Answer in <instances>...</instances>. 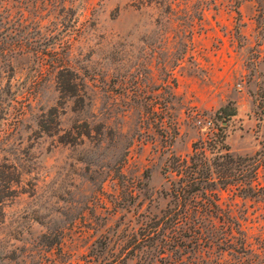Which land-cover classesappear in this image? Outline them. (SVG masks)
Instances as JSON below:
<instances>
[{
  "label": "rangeland",
  "instance_id": "1",
  "mask_svg": "<svg viewBox=\"0 0 264 264\" xmlns=\"http://www.w3.org/2000/svg\"><path fill=\"white\" fill-rule=\"evenodd\" d=\"M33 6L70 70L48 64L41 72L32 51L0 70L7 102L16 95L10 112H20L3 120L0 188L9 195L0 202V264H147L131 238L166 206L167 157L215 133L235 153L262 146L264 0ZM227 103L237 112L218 117ZM219 194L249 250H223L221 242L198 254L187 249L181 261L174 250L157 253L153 264H264V196Z\"/></svg>",
  "mask_w": 264,
  "mask_h": 264
},
{
  "label": "trees",
  "instance_id": "2",
  "mask_svg": "<svg viewBox=\"0 0 264 264\" xmlns=\"http://www.w3.org/2000/svg\"><path fill=\"white\" fill-rule=\"evenodd\" d=\"M33 7V0H0V70L10 65L9 57L23 51H32L38 57L41 72L48 64L61 73L70 70L63 52L58 50V43L50 44L49 35L41 33L42 19L33 15ZM9 90H0V143L7 130L3 120L20 113L10 112L8 105L16 100V95L7 102ZM66 90L63 85L61 91ZM257 100L264 115V86L259 88ZM236 112V106L227 103L216 114L229 118ZM262 167L264 141L253 154L235 153L220 133L195 141L192 151L186 155L171 153L162 167L167 181L163 189L166 206L160 215H153L141 229L133 232L131 251L145 248L149 257L147 264H153L157 253L163 257L167 250L179 253L181 261L187 249L198 254V248H212L221 242L223 250L245 253L249 244L242 223L222 207L219 190L235 188L244 196H264V185L259 180ZM7 183L5 187L10 188V181ZM8 195L0 188V202ZM215 229H225V235H218Z\"/></svg>",
  "mask_w": 264,
  "mask_h": 264
}]
</instances>
